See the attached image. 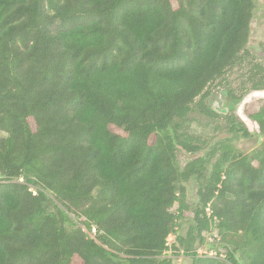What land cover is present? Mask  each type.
I'll list each match as a JSON object with an SVG mask.
<instances>
[{"label":"trees","instance_id":"1","mask_svg":"<svg viewBox=\"0 0 264 264\" xmlns=\"http://www.w3.org/2000/svg\"><path fill=\"white\" fill-rule=\"evenodd\" d=\"M254 8L0 0V264H171L166 252L264 264V105H241L263 135L252 157L188 132L192 111L227 117L210 86L250 56ZM250 70L251 91L264 90V69ZM188 211L186 235L168 244ZM210 229L222 252L199 256Z\"/></svg>","mask_w":264,"mask_h":264},{"label":"rangeland","instance_id":"2","mask_svg":"<svg viewBox=\"0 0 264 264\" xmlns=\"http://www.w3.org/2000/svg\"><path fill=\"white\" fill-rule=\"evenodd\" d=\"M254 6L253 18L250 23L249 41L246 45L250 56L242 58L236 67L227 72L224 79L218 80L210 86L211 102L208 103H212V106L215 105L221 110L227 109V113L224 115L227 117L210 120L192 111L189 115L191 123L188 128V132L198 137L205 145L230 140L233 151L247 157H252L254 151L260 149L263 141V135L258 134L255 124L241 114V105L253 98H256L260 105H264V90L259 92L251 91L250 84L247 82L253 65H259L264 69V52L262 50L264 43V0H254ZM228 91H232L234 96L240 101H231L229 108H224ZM197 101L198 99L195 100V103ZM1 136L5 137L4 134H1ZM205 145L203 146L207 150L208 148L206 149ZM193 159L194 156L186 155L185 158L181 159L182 165ZM184 187L186 189V202L191 209H195V205L198 202V187L193 180L185 183ZM189 214L190 211L186 212L188 216L176 222L174 234L169 235L167 238L168 244L174 240L175 236L184 237L186 235L189 227ZM86 233L90 237L95 238L92 232L86 231ZM203 237L205 244L203 249H200L202 253L205 251V254L214 256L215 253L222 252V250H209L207 246L214 240L215 243L218 242L219 237L216 236L214 229L204 233ZM164 255L171 258V264H191L190 258L181 255H171L169 252L164 253Z\"/></svg>","mask_w":264,"mask_h":264},{"label":"water","instance_id":"3","mask_svg":"<svg viewBox=\"0 0 264 264\" xmlns=\"http://www.w3.org/2000/svg\"><path fill=\"white\" fill-rule=\"evenodd\" d=\"M213 109L220 114H226L227 113V109H218V107H216L215 105L213 106Z\"/></svg>","mask_w":264,"mask_h":264},{"label":"built area","instance_id":"4","mask_svg":"<svg viewBox=\"0 0 264 264\" xmlns=\"http://www.w3.org/2000/svg\"><path fill=\"white\" fill-rule=\"evenodd\" d=\"M208 211V210H207ZM205 254V251L202 253L201 250L198 251V255Z\"/></svg>","mask_w":264,"mask_h":264}]
</instances>
